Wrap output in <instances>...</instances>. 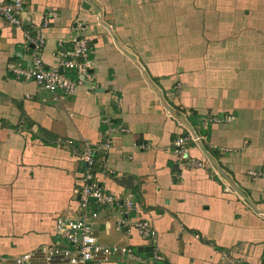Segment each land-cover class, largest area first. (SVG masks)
Returning <instances> with one entry per match:
<instances>
[{
    "label": "crops",
    "instance_id": "obj_1",
    "mask_svg": "<svg viewBox=\"0 0 264 264\" xmlns=\"http://www.w3.org/2000/svg\"><path fill=\"white\" fill-rule=\"evenodd\" d=\"M49 14L40 59L55 66L81 23L90 79L58 97L16 77L32 48L0 18V264H67L39 249H69L54 221L77 217L84 149L108 142L93 180L134 206L91 200L92 234L141 261L100 264H264V0H26L23 27Z\"/></svg>",
    "mask_w": 264,
    "mask_h": 264
},
{
    "label": "built area",
    "instance_id": "obj_2",
    "mask_svg": "<svg viewBox=\"0 0 264 264\" xmlns=\"http://www.w3.org/2000/svg\"><path fill=\"white\" fill-rule=\"evenodd\" d=\"M26 0H0V18L14 29L20 31L23 36V42L32 48V59L29 68H15L14 74L18 78L32 79L36 84L58 97H64L73 94L77 88L82 87L85 81L90 79L88 74L89 63L87 61L89 46L84 38L79 35L84 30L81 23H76L73 27L75 36L70 39V48H63L59 52V58L56 65L46 67L39 57V52L43 47L45 40L42 36V29L47 27L54 15L49 14L43 21L42 28L30 26L24 28L21 15L24 12ZM60 47L62 41H58ZM64 71L71 72L67 76ZM120 132H126L125 129H119ZM193 141L199 138L194 136ZM185 140L181 137L173 142V153L183 158L187 152L184 147ZM110 144L105 143L99 147H85L82 161L85 165L81 175L79 191L80 201L78 202V211L76 218L57 217L55 225V234L64 238L69 249H60L57 246H42L39 253L46 260L62 259L67 264H100L109 258L121 256L131 260H138L139 256L127 246H106L101 245L92 234L91 222L98 217V213L90 209V201L95 200L99 205L115 204L122 215H125L133 209L132 200H118L113 196L102 192L100 187L93 180L94 167L96 165V156L99 152H107ZM188 165L194 169L202 168V162L195 159H188ZM255 175V174H252ZM130 221L122 216L117 221V230L129 227ZM132 227L138 232L142 240L152 243L155 237V231L148 221H138ZM34 252L26 253L16 257L15 264H26L34 256ZM153 260L159 264H166L162 257L154 254ZM239 264V263H235Z\"/></svg>",
    "mask_w": 264,
    "mask_h": 264
},
{
    "label": "rangeland",
    "instance_id": "obj_3",
    "mask_svg": "<svg viewBox=\"0 0 264 264\" xmlns=\"http://www.w3.org/2000/svg\"><path fill=\"white\" fill-rule=\"evenodd\" d=\"M55 225H56V220L54 221V231H55ZM30 253V252H29Z\"/></svg>",
    "mask_w": 264,
    "mask_h": 264
}]
</instances>
